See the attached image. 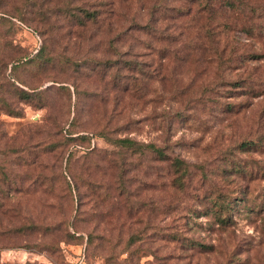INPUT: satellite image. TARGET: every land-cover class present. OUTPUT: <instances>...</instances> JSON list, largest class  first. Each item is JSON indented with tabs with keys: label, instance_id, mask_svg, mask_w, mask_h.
Segmentation results:
<instances>
[{
	"label": "rangeland",
	"instance_id": "obj_1",
	"mask_svg": "<svg viewBox=\"0 0 264 264\" xmlns=\"http://www.w3.org/2000/svg\"><path fill=\"white\" fill-rule=\"evenodd\" d=\"M241 3L264 12V0ZM197 7L0 0V97L21 113L0 110V264H264V143L233 148L264 140V24L240 18L212 33L222 25ZM84 10L97 18L81 23ZM99 129L151 142L166 160L121 156L91 136ZM66 132L88 140L64 144ZM225 152L251 175L221 171ZM174 156L190 165L181 193ZM209 191L256 210L220 227L201 215Z\"/></svg>",
	"mask_w": 264,
	"mask_h": 264
},
{
	"label": "trees",
	"instance_id": "obj_2",
	"mask_svg": "<svg viewBox=\"0 0 264 264\" xmlns=\"http://www.w3.org/2000/svg\"><path fill=\"white\" fill-rule=\"evenodd\" d=\"M241 2L242 0H193V3H196V5L198 6L194 9L193 13H196V15L200 13L205 15L207 24L222 25L220 28L214 27L212 33L222 31L224 29V26L230 29L229 25L237 23V20H239L240 18H242L245 22V20H250V18L258 17L262 18V22L264 24V12L255 13V15L252 12H245L244 8L242 7L243 4ZM97 15V12L84 10L77 13L76 16L77 20H80V22L82 23L83 21L87 20L93 22L97 18ZM218 18L221 19L218 20ZM212 20H216L214 24L212 23ZM258 25L262 24L258 22ZM245 31H250L248 26H246ZM38 57L39 59H41L43 64L49 63V60L51 59V57H49L41 49L38 50ZM126 61L131 62L132 66L135 67L136 64L134 63V60L129 59ZM109 62L106 61V63ZM126 66L127 68H131L130 63H126ZM127 88L128 87H126V89ZM18 93L19 97L23 99L27 98L26 91L19 88ZM0 106H2L0 110L5 112L6 114H10L15 117H19L21 114L19 110L13 111L4 97H0ZM70 134L72 133H65L64 144L70 143L71 146H75L80 142H86V140H88L86 134H76L74 136H70ZM93 135L100 136L107 144L111 145L112 148L117 150V152L120 153L121 156L129 155L132 157H143L144 155H153L156 157V160H166V156L163 150L160 147L155 146L151 142H139L128 136H111L109 135L108 131L106 132L103 129H99L95 134H92L91 136ZM260 138L261 137L241 140L237 142L233 146V148L237 151L242 152L253 150L255 151L258 146H260V148L261 146H263L262 144L264 143V140H261ZM89 152L91 153V149L88 151V153ZM72 153V150L69 149L67 152V158L71 157ZM222 161V166L220 167L221 171L228 172L229 174H236L239 176L251 175V169L248 168V165H246L244 162L234 159L226 152L222 157ZM169 166L172 168V172L174 175L173 179H171V185L174 187V189L178 190L181 193L183 190L185 179L190 173V165L183 159L174 156L170 159ZM244 198L239 197L237 198V201H235L236 197L234 194L230 195L227 193H220L219 191H209L203 197L204 201H202L203 209L201 211V215L211 216L213 219V223L217 224L220 227H225L230 221L233 210L246 213H251L253 212L252 210H256V205L253 203L248 204Z\"/></svg>",
	"mask_w": 264,
	"mask_h": 264
}]
</instances>
